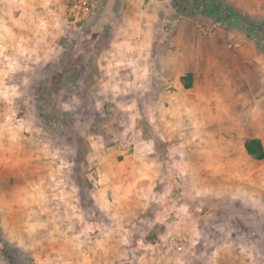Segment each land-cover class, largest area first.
I'll use <instances>...</instances> for the list:
<instances>
[{
    "label": "rangeland",
    "instance_id": "374dc122",
    "mask_svg": "<svg viewBox=\"0 0 264 264\" xmlns=\"http://www.w3.org/2000/svg\"><path fill=\"white\" fill-rule=\"evenodd\" d=\"M72 1L0 0V264H111L108 247L119 230L124 234L114 225L123 218L114 206L125 207V188L133 181L109 178V156L115 150L147 154L149 141L151 153H167L145 115L164 85L148 89L124 81V67L109 71L112 62L129 59L124 41L106 43L128 22L116 14L122 7L153 12L150 22L157 12H169L172 20H213L201 11L208 10V0H140L145 4L129 7L124 0H91V20L73 25L66 16ZM217 1L230 11L217 10L222 23L213 20L216 26L264 58V3ZM233 38L225 42L228 50L238 42ZM220 138L217 131L181 130L180 141L212 140L216 146ZM232 147L240 155L239 142ZM259 195L258 212L240 198L195 196L191 218L198 219L202 236L214 240L202 246L212 251L233 240L229 244L244 249L251 264H264V189Z\"/></svg>",
    "mask_w": 264,
    "mask_h": 264
},
{
    "label": "crops",
    "instance_id": "0c3cea01",
    "mask_svg": "<svg viewBox=\"0 0 264 264\" xmlns=\"http://www.w3.org/2000/svg\"><path fill=\"white\" fill-rule=\"evenodd\" d=\"M165 1L168 0H162ZM123 3L124 7L145 4L140 0ZM121 8L116 18L128 22L124 28H115L106 43L114 41L120 46V41H124L129 59L112 62L109 71L124 67V81L146 83L148 89L154 83L164 85L158 101L145 115L167 153H151L155 152L151 149L154 142L149 141L147 154L127 155L115 150L109 156V178L133 181L130 188H125V207L114 206L123 216L114 225L124 228V234L119 230L108 247L110 263L127 260L125 264H251L244 249L229 244L233 240L226 238V245L212 251L203 247L202 243L214 241L213 236L199 233L198 219L191 218L198 206L190 203L199 194L211 198L220 195L223 199L246 200L248 209L254 212L261 209L264 166L260 163L264 160L247 155L244 143L258 139L264 149L262 52L202 15L172 20L169 12H157L150 22L147 19L151 11L129 12ZM231 36L240 44L237 42L238 47L228 50L225 42ZM117 73L121 70L114 75ZM187 74L192 75L189 89L182 83ZM181 130H203L210 135L217 131L221 138L216 140V146L210 144L212 140L186 141L181 145ZM245 132L249 133L246 138ZM184 136L187 137L185 133ZM236 142L240 155L233 153ZM101 159L99 162L105 160ZM137 180H141V186ZM153 228L157 233L148 235ZM172 238L186 244L187 250L171 247Z\"/></svg>",
    "mask_w": 264,
    "mask_h": 264
},
{
    "label": "trees",
    "instance_id": "16d2710c",
    "mask_svg": "<svg viewBox=\"0 0 264 264\" xmlns=\"http://www.w3.org/2000/svg\"><path fill=\"white\" fill-rule=\"evenodd\" d=\"M209 2V7H208V10H201L203 12H207L208 14H210V16L213 18L214 22L216 23H222L221 21V18L218 16V12L217 10H226V11H230L229 9L227 8H223V6L217 1V0H208ZM227 12V13H228ZM229 14V13H228ZM235 19V17H234ZM248 33L249 35H252V32H253V27L252 26H248ZM182 83H183V86L185 89H189L191 88L192 86V75L191 74H187L186 76H184L182 78ZM43 120L47 121L46 119V116H42ZM244 148H245V151L247 153V155H249L250 157H252L253 159L255 160H258V161H262L264 160V149H263V146L260 142V140L258 139H251V140H248L244 143ZM5 250H7L6 248H4ZM20 256L18 257H14L13 260H14V263L17 261V259L19 258ZM20 260H21V257H20ZM31 264H33V260L31 259L30 261Z\"/></svg>",
    "mask_w": 264,
    "mask_h": 264
},
{
    "label": "built area",
    "instance_id": "2783aa9c",
    "mask_svg": "<svg viewBox=\"0 0 264 264\" xmlns=\"http://www.w3.org/2000/svg\"><path fill=\"white\" fill-rule=\"evenodd\" d=\"M93 14L94 8L91 0H73L67 7L66 12L68 21L73 25L87 24V22L91 20ZM234 47H238L237 44H235ZM169 245L178 251L184 250V245L175 238L169 241Z\"/></svg>",
    "mask_w": 264,
    "mask_h": 264
}]
</instances>
